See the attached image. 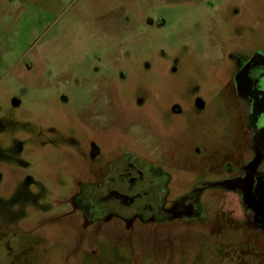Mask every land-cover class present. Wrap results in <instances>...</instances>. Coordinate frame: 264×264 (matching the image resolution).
Returning <instances> with one entry per match:
<instances>
[{
  "label": "rangeland",
  "instance_id": "obj_1",
  "mask_svg": "<svg viewBox=\"0 0 264 264\" xmlns=\"http://www.w3.org/2000/svg\"><path fill=\"white\" fill-rule=\"evenodd\" d=\"M245 48H264V0H0V264H193V246L145 255L144 230L136 244L81 250L94 234L78 221L64 237L54 200L92 145L99 159L131 151L162 165L171 195L225 174L244 123L264 118V101L235 75ZM233 78L236 100L224 86ZM26 174L44 185L37 200ZM199 192L209 220L218 190ZM213 260L198 264H231Z\"/></svg>",
  "mask_w": 264,
  "mask_h": 264
},
{
  "label": "flooded vegetation",
  "instance_id": "obj_2",
  "mask_svg": "<svg viewBox=\"0 0 264 264\" xmlns=\"http://www.w3.org/2000/svg\"><path fill=\"white\" fill-rule=\"evenodd\" d=\"M245 51L247 54L235 57V75H241L251 97L264 101V48L255 54L246 48ZM224 86L229 97L236 100L235 78ZM249 95L246 98L252 102ZM260 119L256 128L244 123L247 141L230 158L229 170L227 167L225 174L217 170V178L198 188L218 190L209 220L205 218L198 190L171 195V176L162 165L144 162L131 151L114 157L102 155L99 159L100 151L92 145L85 164L70 174L71 185L55 198L61 211L51 221L63 223L64 237L76 235L78 221L85 233H93L95 244L83 245L81 250L93 252L97 241L105 239L136 244L132 238L139 237L144 230L148 231L152 245L138 250L153 260H158L160 253L168 256L174 250L193 246V264L222 258L237 264L238 255L250 259L251 264H264V118ZM37 180L26 174L22 187L26 195L31 185L38 188L35 200L45 192L44 185ZM118 230L119 238L113 236ZM161 230L167 233L164 241L157 239ZM62 243L71 255L78 252L76 247ZM24 247L23 252H28L29 246Z\"/></svg>",
  "mask_w": 264,
  "mask_h": 264
}]
</instances>
